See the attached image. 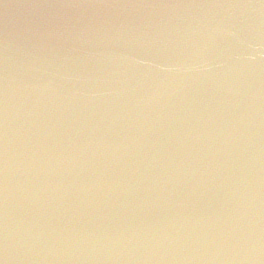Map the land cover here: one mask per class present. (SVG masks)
Listing matches in <instances>:
<instances>
[{"label":"water","instance_id":"water-1","mask_svg":"<svg viewBox=\"0 0 264 264\" xmlns=\"http://www.w3.org/2000/svg\"><path fill=\"white\" fill-rule=\"evenodd\" d=\"M0 264H264V0H0Z\"/></svg>","mask_w":264,"mask_h":264}]
</instances>
